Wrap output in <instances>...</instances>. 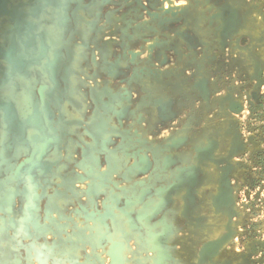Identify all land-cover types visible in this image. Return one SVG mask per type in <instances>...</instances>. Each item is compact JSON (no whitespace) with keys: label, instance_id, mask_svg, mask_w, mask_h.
Here are the masks:
<instances>
[{"label":"rangeland","instance_id":"374dc122","mask_svg":"<svg viewBox=\"0 0 264 264\" xmlns=\"http://www.w3.org/2000/svg\"><path fill=\"white\" fill-rule=\"evenodd\" d=\"M0 264H264V0H0Z\"/></svg>","mask_w":264,"mask_h":264}]
</instances>
